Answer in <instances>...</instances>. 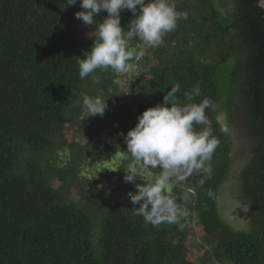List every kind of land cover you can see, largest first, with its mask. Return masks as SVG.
<instances>
[{"label": "trees", "instance_id": "trees-1", "mask_svg": "<svg viewBox=\"0 0 264 264\" xmlns=\"http://www.w3.org/2000/svg\"><path fill=\"white\" fill-rule=\"evenodd\" d=\"M176 2L188 19L131 61L129 76L109 69L81 80L76 61L86 58L95 33L75 16L79 0H0V264H264V10L256 0ZM107 15L102 10L97 24ZM134 18L122 11L121 26L127 30ZM140 47L138 39L130 44L134 52ZM174 84L182 91L199 84L193 102L211 98L225 123L259 150L232 175L231 134L207 110L220 141L212 177L203 186L201 175L189 177L184 186L196 195L187 202L171 186L184 214L179 224L154 227L134 215L127 196L134 185L108 165L116 157L110 137L126 136ZM100 91L108 107L87 125L83 96ZM229 176L231 202L240 194L252 203L248 229L220 214ZM191 236L200 258L188 246Z\"/></svg>", "mask_w": 264, "mask_h": 264}, {"label": "clouds", "instance_id": "clouds-1", "mask_svg": "<svg viewBox=\"0 0 264 264\" xmlns=\"http://www.w3.org/2000/svg\"><path fill=\"white\" fill-rule=\"evenodd\" d=\"M76 3L77 0H67V6ZM79 3L82 11L75 13L76 18L86 26H94L95 33L94 44L84 51L86 58L76 61L81 80L97 70L130 73L134 67L131 61H141L148 48L161 46L164 37L178 27V22L188 19L187 11H178L176 0H79ZM256 6L264 9V0H256ZM102 10L108 15L97 24L96 17ZM124 10H130L135 16L127 30L121 26ZM134 39L141 42L135 52L130 50ZM92 78L93 83L100 82L99 76ZM201 95L199 84L189 91H182L179 84H174L164 95L163 103L139 115L138 123L126 136L120 134L127 149L122 152L123 160L118 168L128 161L124 164V181L135 187L127 196L134 215L143 217L145 223L154 227L162 223L179 224L184 214L182 205L169 192L171 186L180 187V199L187 202L196 193L184 186V182L194 174L201 175L198 184L203 186L212 177L211 161L220 141L214 135L213 120L207 110L216 113L215 123L221 131H227L226 114L209 97L193 102ZM179 96L184 98L183 104ZM107 107L106 99L101 96H83L82 110L87 117H103ZM207 195L214 198L211 190Z\"/></svg>", "mask_w": 264, "mask_h": 264}, {"label": "rangeland", "instance_id": "rangeland-1", "mask_svg": "<svg viewBox=\"0 0 264 264\" xmlns=\"http://www.w3.org/2000/svg\"><path fill=\"white\" fill-rule=\"evenodd\" d=\"M133 72V70L128 73L127 76H129V74H131ZM143 76V73H141ZM102 91L99 92V95L101 96ZM92 123V119L90 118H86V124L90 125ZM227 133V135L229 136V134H232V138L234 139V145L238 146L237 151H235L233 157H232V165H231V171H232V175L238 174L241 172L242 170V166H244L245 164V160H244V154L246 153L247 149H252L254 146H256V143L251 140L250 138H247L242 132L239 126L237 125H231L228 126L227 125V131H225ZM121 133H117L113 136L110 137V144L113 146L114 151L116 152V157L114 160L111 161V163H109L108 165L111 164L112 171L115 172H123L124 171V164L128 163V161H124V164H122L119 168L118 166L120 165V163L123 160V151H126L127 146H123L122 144V138L123 136L120 135ZM119 137V138H118ZM83 142V139H80ZM84 143V142H83ZM119 149V151L121 152H117ZM241 159V160H240ZM240 160V161H239ZM36 161L38 162V159H36ZM53 176V175H52ZM55 185L58 184V182L54 183ZM233 184H234V180L232 179L231 176H229L223 186H222V191H221V195H220V204H219V208H220V214L222 215V217L229 222L234 228L236 229H248L251 226V217H250V212H251V208L252 203L249 202V200L240 195L237 194L235 198V200L237 201V203L240 205V207L242 208L241 211V215H238L235 212V209L232 207V200L230 198V191L233 188ZM77 201V199H76ZM197 231H199V228L196 229ZM198 238L196 237H190L188 240V246H190V248L193 250V252L196 254V256L198 258H200L203 255V251L199 250L198 248H196V244L197 243ZM213 264V263H210ZM223 264H228V263H223Z\"/></svg>", "mask_w": 264, "mask_h": 264}, {"label": "flooded vegetation", "instance_id": "flooded-vegetation-1", "mask_svg": "<svg viewBox=\"0 0 264 264\" xmlns=\"http://www.w3.org/2000/svg\"><path fill=\"white\" fill-rule=\"evenodd\" d=\"M231 138H232V134H231ZM253 140V139H252ZM255 143H256V146H254L252 149H247L246 150V153L244 154V158L246 159V160H250V159H252V157H253V155L252 154H255L258 150H259V142L258 141H255V140H253ZM234 139L232 138V144H233V146H232V151H231V156L233 157V155H234V153H235V151H237V149H238V146H235L234 145ZM248 152H251L252 154L250 155V153H249V155H247V153ZM222 191V190H221ZM220 195H221V193H220ZM220 195H219V199H220ZM236 202H234V204H235ZM233 203L231 204V205H234ZM235 206H239V204L238 203H236L235 204ZM241 211H242V208L241 207H236L235 208V212L238 214V215H241Z\"/></svg>", "mask_w": 264, "mask_h": 264}, {"label": "water", "instance_id": "water-1", "mask_svg": "<svg viewBox=\"0 0 264 264\" xmlns=\"http://www.w3.org/2000/svg\"><path fill=\"white\" fill-rule=\"evenodd\" d=\"M264 10V9H263ZM222 190V189H221ZM221 190H220V192H221ZM220 194V193H219ZM229 223V222H228Z\"/></svg>", "mask_w": 264, "mask_h": 264}]
</instances>
